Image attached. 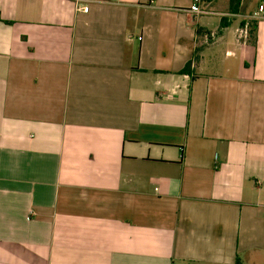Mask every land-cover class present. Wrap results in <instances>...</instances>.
Masks as SVG:
<instances>
[{
  "label": "crops",
  "instance_id": "crops-1",
  "mask_svg": "<svg viewBox=\"0 0 264 264\" xmlns=\"http://www.w3.org/2000/svg\"><path fill=\"white\" fill-rule=\"evenodd\" d=\"M92 1L0 0V264H264V3Z\"/></svg>",
  "mask_w": 264,
  "mask_h": 264
},
{
  "label": "built area",
  "instance_id": "built-area-1",
  "mask_svg": "<svg viewBox=\"0 0 264 264\" xmlns=\"http://www.w3.org/2000/svg\"><path fill=\"white\" fill-rule=\"evenodd\" d=\"M71 1L77 12L88 13L89 5L93 3L92 0H69ZM205 0H194L192 6L190 7V12L193 14L200 16L203 14L200 5L204 3ZM254 20L260 21L264 20V5H261L258 9V12L254 14Z\"/></svg>",
  "mask_w": 264,
  "mask_h": 264
},
{
  "label": "trees",
  "instance_id": "trees-1",
  "mask_svg": "<svg viewBox=\"0 0 264 264\" xmlns=\"http://www.w3.org/2000/svg\"><path fill=\"white\" fill-rule=\"evenodd\" d=\"M210 1L211 0H205V2H210ZM262 2L264 3V0H262ZM241 3H242V0H229V14L238 15L240 12ZM256 22H252L250 24V33L251 34L256 31V27H257ZM222 26L223 27L227 26V24H226V22H224V20L222 21ZM243 26H245V25L243 24ZM190 68H191V63H188L186 68L182 71V74H190Z\"/></svg>",
  "mask_w": 264,
  "mask_h": 264
},
{
  "label": "rangeland",
  "instance_id": "rangeland-1",
  "mask_svg": "<svg viewBox=\"0 0 264 264\" xmlns=\"http://www.w3.org/2000/svg\"><path fill=\"white\" fill-rule=\"evenodd\" d=\"M249 32H250V29H249Z\"/></svg>",
  "mask_w": 264,
  "mask_h": 264
}]
</instances>
